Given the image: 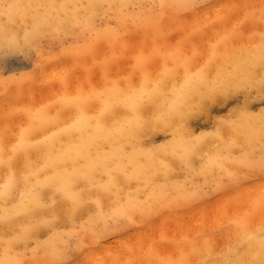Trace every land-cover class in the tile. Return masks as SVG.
<instances>
[{
  "label": "snow or ice",
  "instance_id": "6c2138e0",
  "mask_svg": "<svg viewBox=\"0 0 264 264\" xmlns=\"http://www.w3.org/2000/svg\"><path fill=\"white\" fill-rule=\"evenodd\" d=\"M238 38L258 41L244 65L230 60ZM12 57L35 67L12 72ZM48 60L68 66L47 73ZM253 90L264 103V0H0V264H264V215L255 223L264 214V106L250 112ZM237 93L244 103L211 131L192 129L195 117L213 119L218 97ZM253 116L258 133L247 136L259 147L236 154L233 117ZM161 130L171 139L144 161L120 143ZM101 141L113 147L102 152ZM157 152L180 160L183 183L169 185L174 169ZM213 189L244 196L249 210L212 232L178 218ZM138 222L115 250L99 247Z\"/></svg>",
  "mask_w": 264,
  "mask_h": 264
},
{
  "label": "rangeland",
  "instance_id": "374dc122",
  "mask_svg": "<svg viewBox=\"0 0 264 264\" xmlns=\"http://www.w3.org/2000/svg\"><path fill=\"white\" fill-rule=\"evenodd\" d=\"M223 2H231V0H222ZM108 21H105L107 23ZM173 39L171 42H174L175 39H179V36H177L175 33L172 34ZM207 39H211V36H209L206 39H201L199 41V44L202 48L207 47ZM161 43H164L163 39L160 41ZM253 43L252 41L243 40L238 38L235 41L234 47H230L233 51L241 50L244 48H247L251 46ZM56 44H53L51 47L53 50L56 48ZM207 57H203L200 60V63L203 62V59H206ZM46 65H48L45 68V71L49 73H52L51 69H53L54 66H60L57 71L62 69L63 67H67L66 64H58L55 60H48L45 62ZM35 67L34 61L26 60L23 57H12L9 59L7 63V68H9L12 72L16 73H24L28 72L31 69ZM56 68V67H55ZM195 67L193 68V71ZM51 70V71H50ZM128 71H131V68L129 67L127 69ZM82 75V73H81ZM45 89V93H47L48 86H43ZM54 87L56 89L59 88V84H55ZM255 90L252 91L251 96H249V105L251 112L258 113L259 109L264 106V103H262L260 100L252 99L251 97L255 96ZM246 94L237 93L231 97H228L227 99L219 98L216 100L215 104H211V110H212V120H209L207 116H200L195 117L190 121L191 127L194 131H211L213 123L215 122L216 116H226L228 111L234 106L235 104H243L245 100ZM156 134H154V144L159 145L163 143L166 139H171L169 132L166 131H156ZM148 135V136H147ZM145 137H143L144 143H148L149 141V134L147 133ZM216 144V140H214ZM249 145L245 144H238V147L233 148L232 151L236 154H238L242 150H249ZM238 151V152H237ZM197 161V163H196ZM171 168L174 169V171H171L169 176L167 177L169 181V185H171L174 181H179L181 183L184 182L185 178L189 175V173L185 170H183V165L181 164L179 159H176L174 161ZM197 166H195V163ZM200 156H196L193 158V166L198 169L201 164ZM178 168H176L177 166ZM175 166V167H174ZM179 174V176L177 175ZM99 179L101 181L106 180L107 176L103 173L98 174ZM177 176V177H176ZM159 178V177H158ZM193 179L196 182H200L203 180V177L195 175L193 173ZM131 187L135 188L137 187V182L133 180L131 182ZM141 198H146L148 195V191L146 189L141 188V191L137 193ZM234 195V193H231L228 190H220L217 191L216 189H213L212 191L205 190V194L202 197L200 201V207L199 208H193L191 212H186L185 210H180L178 214V218L182 221H185L188 223L192 228L195 230H202V231H208L212 232L213 230H216L221 227V225H227L230 220L237 218L240 216L239 214L247 212L248 206L246 203V198L244 196H240L238 198L229 200L228 196ZM241 211V213H240ZM261 213H257L255 220L260 221L261 219ZM175 224H176V217H170L169 218V234L175 233ZM143 227V224L138 222L137 224L129 225L128 229H126L128 235H122V234H116L113 233L110 236L104 237L99 244V247L101 249H113L118 244H120L121 241H125L124 237L129 239L130 236H135L137 231ZM155 227V232L153 233L157 237L159 236V222ZM41 239L44 238L43 233L41 234ZM123 239H122V238ZM111 238V239H110ZM118 239V241H117ZM122 239V240H120ZM110 245V247H108ZM103 254V253H102ZM101 253L98 255H102Z\"/></svg>",
  "mask_w": 264,
  "mask_h": 264
},
{
  "label": "bare ground",
  "instance_id": "6f19581e",
  "mask_svg": "<svg viewBox=\"0 0 264 264\" xmlns=\"http://www.w3.org/2000/svg\"><path fill=\"white\" fill-rule=\"evenodd\" d=\"M51 2L61 3V2H64V0H51ZM69 2H73V0H69ZM81 2H87V0H81ZM110 2L118 3V2H120V0H110ZM127 2H130V3L148 2V0H127ZM257 42L258 41L253 40V43L251 44V46H249L247 48H244V49H241V50L239 49L237 51H233L232 49H229L231 62H233L234 65H244L246 63V61L248 60L250 53L254 52V47L253 46ZM59 67L60 66H54L53 69H51L52 71L51 70L50 71L51 72L57 71L59 69ZM48 71H47V73H49ZM213 75H214V73H213ZM241 94H245V93H241ZM219 98L225 99L223 96L218 97L217 99H219ZM191 102L192 103L198 102V98L194 99ZM208 103H210V102H208ZM212 104H215V103H212ZM249 110H250V108H249ZM250 112H251V110H250ZM252 113H254V112H252ZM233 119L236 120L237 125L239 126V132L236 134V137H235L237 144L249 145V147H250L249 150H251L252 148H257L258 149L259 144L256 142V139H253L250 142L249 138L247 136V132H248V129L250 127H255L257 129V133H258V117L253 116L251 118H245L244 120H240L237 117H233ZM155 132H148V134H149L148 143H144L143 138L137 139V140L125 139L123 141H120V143L124 144L126 154L133 161H144V160L147 159V155L146 154L148 153V151L154 149V146H156L154 144V141H153V139H154L153 136H154V134H156ZM73 139H75V137H73ZM213 142H215V141L214 140L211 141L210 144L207 147H205L204 152H207L209 150V148H213L214 147L215 143H213ZM217 143H219V141L216 142V144ZM59 147H60V145L58 144L57 148H59ZM99 147H100L101 151L103 152V151H107V150L111 149L113 147V144H111L109 142H106V141H101L100 144H99ZM157 155L159 156V159L164 160L170 167L172 166V162L174 164L175 163L174 161L176 159H178L176 156H173L170 153L157 152ZM200 155H203V153L199 154L198 156H200ZM80 163H84V161H81ZM154 163L156 164V166H158V162H154ZM196 163H197V161H196ZM196 163H195V166H197ZM175 166H177V165H175ZM176 168H178V166ZM169 174H168V176H169ZM177 175L179 176V174H177ZM97 180L101 181L99 179V176H97ZM240 213H241V211H240ZM243 214L244 213H241L239 215L241 216ZM255 223H259V221L255 220ZM122 239H120V240H122ZM124 239L126 241L127 238L124 237ZM117 241H118V239H117ZM108 247H110V245ZM100 253L102 254V252H97L96 255H98ZM77 255H79V253H77Z\"/></svg>",
  "mask_w": 264,
  "mask_h": 264
}]
</instances>
